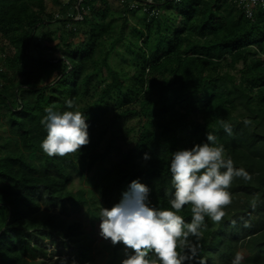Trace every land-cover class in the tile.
I'll return each mask as SVG.
<instances>
[{
	"label": "trees",
	"instance_id": "1",
	"mask_svg": "<svg viewBox=\"0 0 264 264\" xmlns=\"http://www.w3.org/2000/svg\"><path fill=\"white\" fill-rule=\"evenodd\" d=\"M76 1L55 19L46 0H0V264H92L89 238L67 217L86 208L95 227L134 180L149 187L150 206L175 211L172 155L207 142V133L251 180H233L225 216L205 217L199 237L177 241L178 256L187 257L182 264H231L242 251V264H264V11L248 18L232 0H171L174 8L162 0L147 6L158 15L144 12L146 28L126 34L129 3L113 13L108 0ZM168 10L175 25L163 19ZM53 23L63 35L44 40H60L49 59L38 39ZM120 44L129 64L116 70L110 61ZM53 105L81 111L89 125L90 142L65 157L40 147ZM75 177L87 188L74 191ZM177 214L190 223L191 205ZM44 233L64 249L54 261L30 244ZM105 250L106 264L126 258L122 243ZM146 259L158 258L153 250Z\"/></svg>",
	"mask_w": 264,
	"mask_h": 264
},
{
	"label": "clouds",
	"instance_id": "2",
	"mask_svg": "<svg viewBox=\"0 0 264 264\" xmlns=\"http://www.w3.org/2000/svg\"><path fill=\"white\" fill-rule=\"evenodd\" d=\"M65 103L68 109L75 108L73 100ZM45 111L47 115L41 123L47 135L40 147L46 155L65 157L90 142L84 113L60 112L54 105ZM224 130L231 134V125L225 123ZM215 140V136L207 133V142L173 153L170 171L175 192L170 204L175 211L150 206V189L139 180L131 182L130 190L119 203L101 210L100 235L113 245L122 243L125 247L126 258L121 264H158V261L159 264H182L187 257L178 256L177 241L183 242L190 234L199 237L205 217L213 222L222 220L223 209L231 203L228 189L233 180L247 181L251 176L245 169L235 168L233 160L225 157L223 146H216ZM144 159L150 156L145 153ZM185 205H191L190 223L177 214ZM153 250L158 259H146ZM242 261V255L237 252L231 264H242Z\"/></svg>",
	"mask_w": 264,
	"mask_h": 264
},
{
	"label": "rangeland",
	"instance_id": "3",
	"mask_svg": "<svg viewBox=\"0 0 264 264\" xmlns=\"http://www.w3.org/2000/svg\"><path fill=\"white\" fill-rule=\"evenodd\" d=\"M75 2V0H58V3H55L53 0H46V11L47 14L53 15L54 18H60L62 15V12L65 10L66 5L63 4H67L69 3L70 5L68 7L73 8L74 5L73 3ZM77 2V1H76ZM108 4L110 9L112 10V12H119L120 9L125 8L124 6H119L120 4L117 2V0H108ZM138 7L130 10L131 13L128 14V18H129V23L126 25L125 27V33L126 34H130L131 29L135 26V27H140V28H146V26H148L147 21L144 20L145 18V14L144 11H142V8H144V6L142 4H137ZM168 8H174L175 5L173 4V1H169ZM77 8V6H76ZM163 6H160V9H163ZM70 12L72 13V11L70 10ZM165 15H164V21H166V23H168V25H175L174 23L176 22L175 17L176 14L174 13V10H168L165 11ZM163 13H161L162 15ZM167 14V16H166ZM106 15L102 14L101 18L104 19ZM166 17V18H165ZM173 18V20H172ZM76 20L81 19L80 17L75 18ZM146 21V22H145ZM56 23V22H54ZM53 23V24H54ZM119 23V22H118ZM52 24V25H53ZM120 24V23H119ZM147 24V25H146ZM60 26L57 24H54V26H52L51 28L46 29L41 36H39L40 40L39 44H41V48L39 49L40 52L47 58H52V57H57L59 56V51L60 48H57V45L59 44L60 40L58 39V37H55L57 40H53L51 42H47V43H43L45 42L44 40H47L48 38H50L52 36V32L55 30L56 32H60L61 35L62 32L60 30ZM155 28V27H153ZM77 29H79V27H77ZM82 37L79 36V39H81ZM76 37V41L79 40ZM43 43V44H42ZM52 48H56L55 51H51ZM127 54V50L125 49V47L120 44L119 45V50L118 52H116L115 54L112 55L111 57V66L113 67V69L119 70L120 66L122 64H126L128 65L129 63L123 59V56ZM128 60V59H127ZM0 134H4L6 136V134L4 133L2 127H0ZM73 190L77 191L78 189H82V188H87V185L84 184L83 182V178L80 177H75L74 181H73ZM67 221L68 222H78L81 224L82 230L84 231V235L86 237L89 238L90 242H91V252H92V259H91V263L92 264H106L107 260H108V251L105 250V245L109 244L111 241L110 240H105L101 235H100V222L95 223V227L91 226V221H90V216L87 212L86 208H82L81 211L76 212V213H72L70 216L67 217ZM60 239L58 237H48L45 235L43 236V239H39V236L34 237L31 239L30 244L31 246L34 245H39L42 246L43 249H47V258L45 259V261L50 262V261H54L57 259L56 255H53L52 259H51V255L55 252V251H64L63 247L59 244ZM60 251V252H61ZM66 252H70L71 249H66ZM241 255L243 254L242 251L239 252ZM44 258L43 257H39L37 261H42Z\"/></svg>",
	"mask_w": 264,
	"mask_h": 264
},
{
	"label": "built area",
	"instance_id": "4",
	"mask_svg": "<svg viewBox=\"0 0 264 264\" xmlns=\"http://www.w3.org/2000/svg\"><path fill=\"white\" fill-rule=\"evenodd\" d=\"M121 6L129 3L128 7L133 10L138 7L137 4H142L144 6L143 11L148 14L149 17L157 16L158 12L155 10H148L147 6L153 5L156 2L162 0H117ZM235 5L242 8L248 18H252L253 11L257 8L264 11V0H232ZM82 0H77V8L79 7ZM81 18V17H80Z\"/></svg>",
	"mask_w": 264,
	"mask_h": 264
},
{
	"label": "crops",
	"instance_id": "5",
	"mask_svg": "<svg viewBox=\"0 0 264 264\" xmlns=\"http://www.w3.org/2000/svg\"><path fill=\"white\" fill-rule=\"evenodd\" d=\"M118 2V1H117ZM119 6H121V5H119Z\"/></svg>",
	"mask_w": 264,
	"mask_h": 264
}]
</instances>
